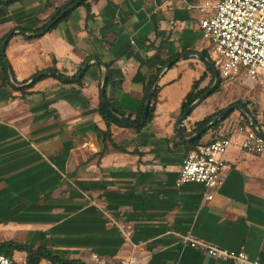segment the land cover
<instances>
[{
	"label": "crops",
	"instance_id": "0c3cea01",
	"mask_svg": "<svg viewBox=\"0 0 264 264\" xmlns=\"http://www.w3.org/2000/svg\"><path fill=\"white\" fill-rule=\"evenodd\" d=\"M66 1L0 4V37L19 26L41 25ZM203 1L87 0L88 19L81 5L37 38L10 37L6 61L18 81L34 83L21 93L0 67V241L36 246L45 240L53 253L86 264L132 258L131 264H233L189 247L181 240L188 234L264 261V154L242 153L237 145L227 149L222 158L229 167L215 190L175 184L188 151L172 141L179 109L192 83L203 76L204 88L210 76L195 55L162 68L183 52L208 50L198 26ZM87 60L78 83L51 74L30 82L50 66L75 77ZM158 66L153 119L139 131V122L111 124V141L103 140L107 126L97 106L105 67V96L132 122L141 82ZM218 87L181 126L192 129L242 100L264 132V83L240 74ZM242 124L251 126L250 117L235 108L197 143ZM12 259L26 264V253L14 251Z\"/></svg>",
	"mask_w": 264,
	"mask_h": 264
},
{
	"label": "built area",
	"instance_id": "2783aa9c",
	"mask_svg": "<svg viewBox=\"0 0 264 264\" xmlns=\"http://www.w3.org/2000/svg\"><path fill=\"white\" fill-rule=\"evenodd\" d=\"M201 17L198 26L207 41L208 54L222 79H232L240 74L264 83V0H209L198 6ZM84 82L83 85H87ZM235 135L240 140H235ZM237 145L242 153L264 154V137L247 124L235 125L226 133H217L207 142L197 143L183 157L177 186L186 183L202 185L215 190L223 183L229 164L222 158L224 152ZM213 193L206 195L211 199ZM123 235L127 236L123 230ZM189 247L233 264H264L259 258H251L244 250H230L210 242L181 236ZM97 260L95 254L92 255ZM129 259L125 264H131ZM0 264H14V260L0 253Z\"/></svg>",
	"mask_w": 264,
	"mask_h": 264
},
{
	"label": "trees",
	"instance_id": "16d2710c",
	"mask_svg": "<svg viewBox=\"0 0 264 264\" xmlns=\"http://www.w3.org/2000/svg\"><path fill=\"white\" fill-rule=\"evenodd\" d=\"M15 1H18V0H9V1L0 0V4L9 5L10 3H13ZM73 1L74 0H67L64 4H62L61 6L57 7L54 10V12L50 15L48 20L52 19L58 12H60L61 9H63L68 4L72 3ZM81 5H84L86 7V11H87L86 17H87V19L90 18L91 14H90V9H89V5H88L87 0H83L78 6H81ZM75 8H73V9H75ZM72 10H70L61 20L66 19ZM47 21H45L41 25H37V26H19L17 28H21V29H23V30H25L26 32L29 33V35L25 36L26 39H33V38H37V37L41 36L40 34H38V32L43 28V26L46 24ZM56 25H57V23L55 25H53L49 30L54 28ZM49 30H47V31H49ZM3 37H4V35L2 37H0V43H1L2 39H3ZM202 53L210 59L209 54H208V50H203ZM167 61H168V59L160 60L159 61V65H164ZM0 67H1V69L3 71L4 78L6 79V71H5V68H4V62H3L2 58H1V55H0ZM44 70H51L53 72L58 73V70L55 68V66H50L48 68L41 69V70L37 71L36 73H39V72L44 71ZM159 70H160L159 66L155 67L154 70L148 75V77L146 79H143L142 82H141L142 83V87H143V95H142L141 103H140V106H139L138 111L136 113V116L132 119L133 123H138L140 121V119H141L143 106H144V100H145L146 94H147V92L149 90L150 83H151L154 75L157 72H159ZM206 70H207V72L209 73V76H210V80H209V84H208V85H210L212 83V81H213V74H212L211 70L208 67H206ZM62 75H64V74H62ZM45 76H49V75H47V74L43 75V76H41V78H43ZM54 77H56V76H54ZM82 77L78 81H76V83L80 82ZM202 77L199 80H195L192 83V86H191L190 90L187 92L183 102L181 103V106H180V109H179V115H181L182 112L185 110V108L189 104H191L208 87V86H205L204 88H199V83L202 80ZM11 78H12L14 84L21 85V86L19 88H16L13 85H10V86L13 89L19 90L21 93H24L26 88L31 87L33 85V83H34L33 82L31 84L26 85L25 84L27 82L26 79L22 80V81H18L16 79V77H15V75H14L12 70H11ZM220 81H222V78H220ZM218 88H216V90H218ZM157 93H158V85H156L154 90H153V94H152V98H151V102H150L149 111H148V115H147L146 121L143 124L137 125L135 127L136 131H139L142 126H144L146 123L150 122L153 119L154 114H155L156 103H157ZM105 98H106L107 103L109 104V106L111 107V109L113 110L114 113H116L118 115H121V116H124V113L120 109L112 106L110 104L108 98L106 96H105ZM237 102H243V101L242 100H238ZM243 104L246 105L244 102H243ZM97 110H98L101 118L103 119L104 123L107 126V129L102 131L103 140L111 141V136H110V132H109V126L111 124H117V125H120V126H125V124L121 123L112 114L107 112L106 109L102 106L101 102H99V104L97 106ZM212 117L213 116H208V117H205L204 119H202L201 121L195 122L194 123V128L189 129V130L184 125L181 126L180 127V131H181L182 135L183 136H190L193 132H195L196 130H198L199 128H201L205 124H207L212 119ZM127 119H129V116H127ZM176 138H177V140H176ZM199 139H200V137L195 138V139H193L191 141H184L182 138H178L177 134H175L172 137L173 144L184 143V144L187 145L188 150L193 148L197 144ZM14 251H24L26 253V260H25L26 264H38V262L40 260H42V259L48 261L50 264H86L84 261H82L80 259L66 258L63 255L53 253L48 248V244H47V242L45 240L40 241L36 246L35 245H31V244H27V243L17 242L15 240L0 241V253L12 258V254H13Z\"/></svg>",
	"mask_w": 264,
	"mask_h": 264
},
{
	"label": "water",
	"instance_id": "95a60500",
	"mask_svg": "<svg viewBox=\"0 0 264 264\" xmlns=\"http://www.w3.org/2000/svg\"><path fill=\"white\" fill-rule=\"evenodd\" d=\"M4 1H9V0H4ZM83 0H74L72 3L68 4L66 7H64L63 9L60 10V12H58L52 19L48 20L46 22V24L43 26V28L38 32V34L42 35L44 34L47 30H49L53 25H55L56 23H58L70 10H72L73 8H75L76 6H78ZM14 33H21L23 35H29L28 32H26L23 29H16L13 30L11 32H9L8 34H6L1 43H0V55L1 58L4 62V68L6 71V75L7 78L9 80L10 83L14 84L11 78V68L8 64V62L5 59V46L8 42V40L10 39V37L14 34ZM189 55H195L197 56L205 65L206 67H208L212 74H213V81L212 83L204 90L203 93H201L191 104H189L185 110L182 112V114L177 118L176 120V128L175 131L177 132L178 136L180 138H183V140L185 141H191L195 138L200 137L205 131L209 130L210 127H212L213 125L217 124L218 122H220L224 117H226L230 111H232L235 108H240L242 109L245 113H247L250 117V125L256 129L257 133L261 136L264 137V132L261 130L257 129V124L255 119L253 118V116L248 112L247 108L242 104V103H233L229 106H227L226 108H224L223 110H221L219 113H217L207 124H205L204 126H202L201 128H199L198 130H196L192 135L190 136H183L181 131H180V126L181 123L184 122L188 117L189 114L191 113V111L203 100L205 99L207 96H209L212 92H214L216 90V88H218L219 84H220V76L218 73L217 68L215 67V65L213 64V62L207 57L205 56L203 53L201 52H183L178 56L173 57L172 59H170L167 64L165 66H163L162 69L169 67L170 65H172L175 61H177L179 58L185 57V56H189ZM89 60H87L83 66L80 68L79 72L77 73V75L75 77H69V76H65V75H61L59 73L53 72L51 70H44L41 71L37 74H35L31 79L30 82L36 81L38 80L41 76L46 75V74H51V75H55L59 78H61L62 80L65 81H69V80H79L83 73L84 70L86 69L87 63ZM161 71V70H160ZM159 72H157L151 83H150V87L149 90L146 94L145 100H144V106H143V111H142V115H141V119L139 121L138 124H143L146 121L147 115H148V111H149V106H150V102H151V98H152V94H153V90L156 86V81L158 79L159 76ZM107 78H108V72L107 69L105 67L104 70V74L101 80V84H100V95H101V104L102 106L106 109L107 112H109L110 114H112L118 121H120L123 124H127V125H132L134 123H132L129 119H127L125 116H121L118 115L116 113L113 112V110L111 109V107L109 106V104L107 103V100L105 98V87H106V82H107ZM137 125V124H135Z\"/></svg>",
	"mask_w": 264,
	"mask_h": 264
}]
</instances>
